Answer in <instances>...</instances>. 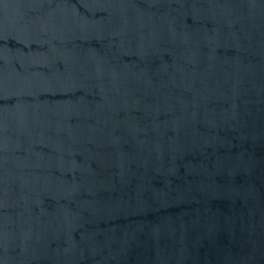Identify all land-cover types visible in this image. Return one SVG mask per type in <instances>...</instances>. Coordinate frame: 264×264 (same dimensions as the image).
Returning <instances> with one entry per match:
<instances>
[{
    "label": "water",
    "instance_id": "1",
    "mask_svg": "<svg viewBox=\"0 0 264 264\" xmlns=\"http://www.w3.org/2000/svg\"><path fill=\"white\" fill-rule=\"evenodd\" d=\"M0 264H264V0H0Z\"/></svg>",
    "mask_w": 264,
    "mask_h": 264
}]
</instances>
